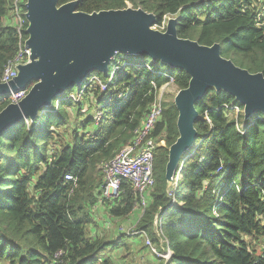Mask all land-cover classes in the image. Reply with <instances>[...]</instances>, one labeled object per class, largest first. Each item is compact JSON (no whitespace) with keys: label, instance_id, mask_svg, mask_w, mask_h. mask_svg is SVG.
I'll list each match as a JSON object with an SVG mask.
<instances>
[{"label":"trees","instance_id":"obj_1","mask_svg":"<svg viewBox=\"0 0 264 264\" xmlns=\"http://www.w3.org/2000/svg\"><path fill=\"white\" fill-rule=\"evenodd\" d=\"M79 1L77 10L86 14L142 9L156 16L159 30L165 18L176 17L179 38L219 44L223 58L264 74V0ZM14 3L0 0V78L28 39V22L21 33L12 24ZM117 56L106 74L92 72L34 122L22 120L0 135V264H114L106 253L130 255L133 244L151 252L147 239L159 254L173 252L170 264H264V252L257 254L264 242V115L246 120L244 106L226 92L212 89L196 103L199 136L180 161L173 197L165 172L179 137L178 111L164 100L148 136L157 147L147 206L127 180L118 198H104L102 167L134 143L165 85L183 90L190 82L186 72L149 56H132L138 63ZM74 89L80 98H68ZM11 103L0 100V113ZM71 125L76 129L69 133ZM135 210L141 215L131 235L108 232L111 222L128 220ZM157 216L162 222L154 226Z\"/></svg>","mask_w":264,"mask_h":264},{"label":"water","instance_id":"obj_2","mask_svg":"<svg viewBox=\"0 0 264 264\" xmlns=\"http://www.w3.org/2000/svg\"><path fill=\"white\" fill-rule=\"evenodd\" d=\"M79 4V0L61 6L59 0H27L25 48L30 55L26 64L17 67L14 79L0 83V97L29 89L22 100L0 113V135L22 120L34 122L67 89L80 90L92 72L106 74L118 54L149 56L190 76L188 87L179 90L173 102L179 137L168 149L165 179L169 187L184 154L198 139L195 105L208 91L233 96L244 106L246 120L257 112L264 115V74H252L223 58L219 44L207 47L179 38L178 19H169L165 30H154L156 16L142 9L129 6L86 14L77 10Z\"/></svg>","mask_w":264,"mask_h":264},{"label":"built area","instance_id":"obj_3","mask_svg":"<svg viewBox=\"0 0 264 264\" xmlns=\"http://www.w3.org/2000/svg\"><path fill=\"white\" fill-rule=\"evenodd\" d=\"M26 2L27 0H15L14 3L11 21L13 26L18 29L19 33L25 30V23H27L25 17ZM163 29L162 27L161 30ZM29 55V50L25 48L24 44L17 57L11 60L3 71L0 83H9L14 79L17 76V67L26 64ZM101 88L103 92L107 90L106 86H101ZM28 89L29 87H26L24 90L17 89L11 91L9 95L1 97L0 100H11L13 103H17L26 96ZM162 111V101L157 99L152 105L144 125L135 132L136 138L134 143L126 146L117 153L112 161L102 167L104 174V185L102 187L104 198H118L121 191V181L127 180L132 185L134 193L140 196L141 206L143 208L147 206L148 197L156 185L154 176V151L157 147V143L154 140H148V136L152 132L155 123L160 119ZM160 145L165 146V143L161 142ZM66 180L71 181L73 177L67 175ZM173 187L174 185L172 187L170 186L168 189V194L171 197H173V192L170 189ZM173 204H175V201H173ZM138 208L137 205L136 209ZM161 222V217L157 216L154 221V226H159ZM142 236L145 237V234H142ZM147 241V246L151 250L155 249L150 240L147 239ZM164 253H168V251ZM160 258L162 257L160 256Z\"/></svg>","mask_w":264,"mask_h":264},{"label":"rangeland","instance_id":"obj_4","mask_svg":"<svg viewBox=\"0 0 264 264\" xmlns=\"http://www.w3.org/2000/svg\"><path fill=\"white\" fill-rule=\"evenodd\" d=\"M263 15H264V13H263ZM169 19H178V18H176V17L165 18V20H166L165 21L166 22L165 27H166ZM157 28L152 27V29H154V30H159V28L158 29ZM128 57H130L129 59L133 62H136V63L140 62V60L138 58H131L132 56H128ZM121 61H122V59L120 58V55H119L115 59L114 63L115 64L118 63V65H120ZM114 69H115L114 65L111 66L110 72H114ZM178 91H179V89L176 87L175 84L169 83L161 89L160 94L158 95L157 99L161 100L162 103L164 100H166L167 102L168 101L174 102L175 96L177 95ZM73 93L74 94L68 98L78 99L82 96V93L78 92L77 89H74ZM79 125H81V124H79ZM241 128H242V126H241ZM75 129H76V126L71 125L67 130L69 133H72ZM174 188H172L170 190L173 192ZM97 210H98V213H97L98 217H104L105 212L101 211L99 209H97ZM138 218H139V213L137 212L136 214H132L128 220H125V221L115 220V221L110 223L109 227H107V230H108V232L118 230V232L121 234L123 233V234L131 235L136 229L135 222L137 221ZM157 237L160 239L159 234H157ZM247 240H248V243L253 244V241L251 239L250 240L247 239ZM147 243H148V241H147ZM132 248L134 249V251H131L130 255H127L122 250L120 252H118V250L116 249L114 252L110 253V255H109V253H106L104 257L110 256L112 258V260L115 262L114 264H162V262L159 261L160 256L162 257V259H164V261L167 264L171 263L172 254H173V252L171 250H169L168 253H164V254L161 253V255H160L159 254L160 252L156 251L155 249L151 250V252H149V250L141 251L142 247H137L134 244L132 245ZM263 252H264V242H262V245L260 244V247L259 246L257 247V254L258 255L262 254Z\"/></svg>","mask_w":264,"mask_h":264},{"label":"crops","instance_id":"obj_5","mask_svg":"<svg viewBox=\"0 0 264 264\" xmlns=\"http://www.w3.org/2000/svg\"><path fill=\"white\" fill-rule=\"evenodd\" d=\"M136 210H137V209H136ZM136 210H135V211H136ZM137 212H138V211L134 212L133 214H136ZM140 215H141V214L139 213V218H140ZM139 218H138L137 221L135 222V226H137V223H138V221H139Z\"/></svg>","mask_w":264,"mask_h":264},{"label":"bare ground","instance_id":"obj_6","mask_svg":"<svg viewBox=\"0 0 264 264\" xmlns=\"http://www.w3.org/2000/svg\"><path fill=\"white\" fill-rule=\"evenodd\" d=\"M190 150H191V149H190ZM190 150H189V151H190ZM186 153H187V152H186ZM186 153H185V154H186ZM185 154H184V155H185ZM176 173H177V171H176Z\"/></svg>","mask_w":264,"mask_h":264},{"label":"clouds","instance_id":"obj_7","mask_svg":"<svg viewBox=\"0 0 264 264\" xmlns=\"http://www.w3.org/2000/svg\"><path fill=\"white\" fill-rule=\"evenodd\" d=\"M173 182H174V181H173ZM173 184H174V183H173ZM172 186H173V185H171V187H172ZM173 201H174V200H173ZM173 201H172V202H173Z\"/></svg>","mask_w":264,"mask_h":264}]
</instances>
